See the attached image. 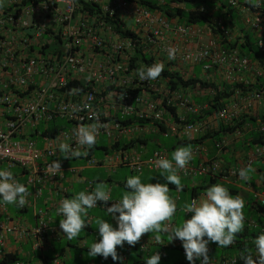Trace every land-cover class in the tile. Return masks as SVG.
<instances>
[{
    "label": "built area",
    "instance_id": "obj_1",
    "mask_svg": "<svg viewBox=\"0 0 264 264\" xmlns=\"http://www.w3.org/2000/svg\"><path fill=\"white\" fill-rule=\"evenodd\" d=\"M225 1L227 7L244 10L243 22L256 34L260 59L252 60L236 48L218 45L210 29L168 18L160 11L130 0H0V170L12 171L17 181L29 189L28 203L23 208L14 206L19 212L31 210L33 215L32 222L14 216L10 205L0 200V264H64L62 257H41L37 261H32V257L37 253L44 256L54 249L55 241L66 238L59 226L63 217L58 216L57 208L67 198L66 172H76V169L61 164L62 172L52 175L48 166L56 160L64 161L60 143L78 147L73 130L79 125L99 123L96 143L102 137L109 140L107 148L111 153L103 158L89 153L85 157L88 166H102L109 172L121 165L133 173L159 171L155 161L161 157L170 159L167 150L156 149L144 157L138 149L121 145V140L132 141L137 133L149 130V124L166 137L184 135L202 139L221 125L232 126L243 116V110L261 100V91L235 90V98L228 99L224 107L204 119L189 121L190 116H201L210 105L195 103L165 79L141 81L130 67L134 51L132 37L122 35L116 27L117 24L124 32H135L145 49H150L165 63L199 65L204 73L216 70L229 84L245 86L252 81H238L237 75L248 72L254 79L262 80L264 86V9L262 6L249 9L241 0ZM198 10L209 13L205 5ZM214 21L220 35L233 42L232 30L224 18ZM205 30L210 35L203 40ZM192 41L198 43L196 47L188 45ZM169 48L176 49L175 59H168ZM206 93L214 94L213 90ZM165 114L170 118L166 119ZM129 117L149 122L125 124L123 121ZM58 121H66L72 127L61 126L54 135L43 134ZM247 126L248 123L227 131L215 142L217 151L221 153L225 149L228 137L241 138ZM260 129L264 131V123ZM192 148L193 159L178 171L179 175L212 177L233 186L242 181L239 170L252 166L264 155V146H257L235 165L223 166L219 158L207 156L208 149L202 142H196ZM195 158L198 163H194ZM92 190V181H88L87 191ZM204 196L202 192L191 200L199 201ZM118 199H112L106 206L98 202L97 207L106 209ZM259 200L264 205V196ZM177 212L185 214L178 207ZM191 215L186 213V219ZM90 220L88 216V223ZM245 226L264 233V222L253 217H245ZM154 237H141L142 253L154 245L157 248L154 253L158 252L162 258L167 245H172L186 256L180 240L167 243L161 239L158 243ZM11 238L20 246L8 250ZM99 240L97 237L95 242ZM236 245H239L237 238L229 247ZM208 247L211 264H233L234 261L244 264L239 252L230 257H213L212 243ZM127 259L128 252L122 254L121 261ZM197 262L200 264V260Z\"/></svg>",
    "mask_w": 264,
    "mask_h": 264
},
{
    "label": "clouds",
    "instance_id": "obj_2",
    "mask_svg": "<svg viewBox=\"0 0 264 264\" xmlns=\"http://www.w3.org/2000/svg\"><path fill=\"white\" fill-rule=\"evenodd\" d=\"M195 4H197L194 6L195 10L205 5L209 13H204L211 15V21L209 23L196 25L210 29L212 34L219 41L218 45L221 44L224 46L222 39H219V35L213 32V28H217L214 19L220 17H217V15L212 12V8L208 7L205 1L197 0ZM225 5L228 6L226 2ZM259 6H262L264 9L262 4H252V7ZM213 10H216V8ZM224 22L228 26L225 20ZM228 27L230 28V26ZM230 29L232 30V28ZM249 31L252 32L251 30ZM254 36L257 39L256 35ZM175 52V48L168 49L169 60L175 59ZM160 60L162 61V59ZM165 66L169 70L178 71L175 63L168 64L162 61L153 63L150 66L141 65L136 69V74L141 81H154L162 75ZM191 67H199L201 69L199 65ZM208 74L209 72L199 77L209 83L207 79L209 78ZM194 76L195 75L187 77ZM227 84L229 83L227 82ZM179 90L189 96L195 103L204 104L194 100L188 94L189 91L192 90L191 93L195 94L201 90L203 92H208V90L212 89L210 88L204 91L203 88L196 86L194 88H188L185 91ZM207 94L209 93H206V95ZM100 127L101 125L99 123L79 125L73 130L78 147L73 148L68 143H60L59 151L61 156L68 160L80 158L82 156L87 157L89 155L87 149L90 151L97 142ZM56 133H58V130ZM56 133H53V135ZM184 137L190 138L188 136ZM194 139L195 138H191L190 140ZM194 144H192V146ZM192 146L190 144L187 146H179L171 154V159L161 157L155 161L156 166L160 169L161 175L166 181L165 183H142L140 175H131L127 178L125 184L127 190L124 191L122 196L114 201L111 206H107L105 210L107 215H111L116 220L118 226L113 227L112 224L101 217L95 219V224L100 234V240L99 242L94 241L88 247L89 257L94 258L99 255L104 259L111 257L113 261H117L121 259L117 252V246L122 248L126 242L130 247H135L144 234L154 232L156 233L154 239L158 243L161 239L165 240L167 243L177 239L180 240L189 264H196L197 260H200V264H211V257L209 256L210 249L208 247L210 243H216L218 247H229L236 242L238 234L245 228V200L242 196L238 195V191L237 195H232L221 183H216L208 187L205 190V196L199 201L192 199L191 202L183 205L182 211L185 214H192L190 219H183L178 224L171 223L177 212L178 206L175 200L169 195V185H175L177 191L183 190L184 186L182 185L178 171L185 169L193 159ZM257 146L261 145H252L251 149ZM48 171L52 175L61 173V162L59 160L53 161L52 164L48 166ZM254 171L255 169L249 165L247 168H241L238 175L240 179L247 181L250 179L249 173ZM29 195H31L29 189L24 184L17 181L12 171L8 169L0 170V198H2L4 204L23 208L28 203L27 197ZM109 201H112L111 188L105 182L96 183L92 191L81 190L73 197L63 199L57 208V214L63 217V219L59 221V226L65 234V237L68 240L77 238L81 231L89 225L87 222L89 210L97 207L98 202H102L103 205L106 206ZM254 206L256 208L264 207V205H260V202L257 204L255 202L253 207ZM261 213L263 215L264 210ZM255 220L260 223L264 222L261 218ZM163 234L168 236V241L161 238ZM252 243L254 244L255 250L253 251L252 248L245 244L243 250L239 253V258L244 261V264H264V233L258 235ZM170 246L172 245H167L162 258L158 252L154 253L157 248L150 257L146 258V253L140 251V258H145L146 264H159L160 260L167 256L166 249ZM233 264H236V261H234Z\"/></svg>",
    "mask_w": 264,
    "mask_h": 264
},
{
    "label": "crops",
    "instance_id": "obj_3",
    "mask_svg": "<svg viewBox=\"0 0 264 264\" xmlns=\"http://www.w3.org/2000/svg\"><path fill=\"white\" fill-rule=\"evenodd\" d=\"M225 2H226L225 0H210V4H212V6H208V7L212 8V12H214L215 15H217L216 12L218 11V9L221 10V13H224V20L228 23V26L232 28L233 40H235V38L240 36L241 29L248 30L245 27L244 22H243L244 10H242L239 7H237V9L232 7L231 9H233V12L230 13L228 12L229 8L224 5ZM241 3L247 5L249 9L258 8V7H252V4L254 3H259V5L262 4L264 7V0H241ZM196 5L197 4H194V6ZM207 5H209V3H207ZM214 8H216V10H213ZM204 34L205 35L201 37V39L203 40L207 39V37L210 35L209 33H207L206 30ZM240 40H242V38H240ZM197 44L198 43L196 41H192L188 45L192 47H196ZM223 45L225 46V44ZM176 68L180 73L186 76H192L195 74H198V76H201L204 74L199 67H191L189 65L176 64ZM197 69H199V71H197ZM208 76H209L208 78L209 82H212V83L214 82L216 85L219 83H227V81L223 78V75L217 72L216 70L211 71V73L209 72ZM237 76H239L238 81H244L245 83L251 82L254 80V77L252 76V74L248 72L238 74ZM191 92L192 90H190L188 94L194 100L201 99L205 97L206 95L205 94L206 92H203L202 90L195 94ZM243 115H245L246 117L252 118V120L255 119L256 121H259L261 120V118H264V92H263L261 100L256 101L252 105V107L249 108L248 110H243ZM165 118L169 119L170 117L168 114H165ZM61 126L68 128L66 127L67 124L65 123L63 124L60 121H58L56 123V127H61ZM50 127L51 125L49 126V129ZM148 127H149V130H146L142 132L141 134L137 133L136 138L134 137L132 141H130L128 138H124L121 140L120 144L126 145L127 147L130 146L135 149H138L140 152L143 153L144 157L149 156L154 150L157 149L153 146L149 147L150 143L151 145L158 144L159 146H161V143H159L157 140L152 138L153 135L158 136L162 133L156 131L152 124H149ZM244 131L245 132L243 136L239 139L228 137L225 149L221 153L217 152L219 154L217 155V158H219L223 166L235 165L251 149L252 146L249 145L250 143L248 140H249V135L251 134V131L253 132V130H252V126L250 123L248 124V126L246 127ZM223 135L224 134H222V136ZM168 137H174L175 139V142L172 145L164 149V150H167L170 159H171V154L175 151L177 147L189 145V143H185L184 141L191 139V138H186L184 136H177V135H172ZM37 140L39 141V138H37ZM215 142L216 140L212 137H205L203 139L202 143L203 145L207 147L208 149L207 156L209 157H213L214 155H216ZM39 144H41V141H39ZM190 145L192 146V144ZM91 149L89 153L98 158H103L106 153H111V150L107 148V144L102 142L101 139ZM62 159L65 160L63 157ZM193 161L194 163H198L199 160L198 158H195ZM62 162H64V165L68 167H73L76 169V172H69V171L66 172L67 179L64 182V186L67 188L68 194L70 196H72V193L76 189V185L81 186L83 190L86 191L85 190L86 181H92L93 188L95 187V183H99V182L107 183L111 188V198L112 199L120 198L122 196L119 193L120 188H125L127 178L131 176V174H135L131 171L130 168L124 165L117 167L116 170L113 172H109L105 167H102V166H96V167L88 166L86 162V158L83 156L80 158H73L69 160L68 163L66 161H62ZM252 168L255 169V171L249 173L250 179L247 181L242 180L241 182H238L237 184H235V187L237 188L238 195L244 198L247 207H250L252 208V210H255L256 207L255 206L253 207V205H255L254 201L256 199H259L261 196H264V155L257 158L254 161ZM87 169H90V170L86 171ZM104 173L107 174L106 177L103 176ZM90 175H92L93 178H90L89 177ZM195 178H199V179L196 180ZM202 178L203 177L190 178L192 179L191 183L188 187L183 185L185 187L184 190H190L193 186L198 187ZM141 182L144 183L145 181L141 180ZM170 197H172V195H170ZM172 198L175 200L177 206L180 207L179 206L180 197H177V198L172 197ZM39 204L43 206L42 202H39ZM10 209L14 216L16 215L17 217L28 220L30 222L33 221V215H32L31 210H25V211L19 212L17 211L16 207L13 205H10ZM105 210L106 209L102 206L91 209L90 211H92L91 212L92 215H89L90 213L88 214V216L91 217V220L88 223L89 225L83 231H81V233L79 234L77 238L73 240H68L67 238H63L61 241L54 243L56 249L55 250L53 249V250L55 251L56 254L62 253L64 264H81V263L93 262V261L97 263H101V264H115V261H113L111 257H109L108 259H104L102 256H99V255L94 258L88 256V251H89L88 247L90 246L91 243L96 241L97 237L100 238L99 230L97 228V225L95 224V219L97 217H101L107 221L111 220V223L114 227L118 226L116 220L111 215H107ZM245 217H253V215L251 216L245 215ZM183 219H186L185 214L183 213L178 214L177 212L173 218L174 224L180 223ZM261 220L262 221L264 220V214L262 215ZM87 222H88V217H87ZM154 235H156V233L154 232L146 233L142 237H145V236L151 237ZM161 238H164L168 241V236L166 234H163ZM19 246L20 244L14 238H11L7 245V249L13 250L16 247L18 248ZM26 248H28L27 245H26ZM155 249L156 247L152 245L148 253L145 254V258L148 256H151ZM171 249L173 250L176 249L177 251L179 250L178 247L170 246L166 249L167 256L169 252L171 251ZM51 251L52 250H50V252ZM117 252L121 258H122V254L128 252L129 261L132 258H137V254H139L140 252L139 242L136 244L135 247H130L128 244H124V247L122 248L120 246H117ZM42 264H51V263L47 262V263H42Z\"/></svg>",
    "mask_w": 264,
    "mask_h": 264
},
{
    "label": "trees",
    "instance_id": "obj_4",
    "mask_svg": "<svg viewBox=\"0 0 264 264\" xmlns=\"http://www.w3.org/2000/svg\"><path fill=\"white\" fill-rule=\"evenodd\" d=\"M134 1L138 4H140L143 7H146L150 10H156L160 11L164 15H166L169 18H177L179 21L183 23H190V24H206L211 21V15H207L204 12L198 11L194 9V4L197 0H163V3H158L155 0H130ZM206 3H209L208 6H212L210 4V0H203ZM183 4V5H182ZM225 5V4H224ZM223 5V6H224ZM226 6V5H225ZM228 12H233V9L229 7ZM217 17L224 18V13H221V10L218 9L216 12ZM117 30L119 33L125 36L132 37L133 45H134V51L132 53V56L130 58V67L136 72V69H138L141 65H151L153 63L162 62L159 58L155 56L150 49H145V44H143L141 38L139 36L131 31L126 30L124 32L121 30L120 25H117ZM213 32L217 35H219L222 39V43L225 44L226 48H237L242 54L249 56L252 60L260 59L261 54L259 52V49L257 47L256 38L254 34L248 30L241 29L240 36L235 38V41L233 43H230L227 41L224 37L220 35V30L218 28H213ZM242 38V40H240ZM158 79H165L169 82V84L176 89H181L183 91L187 90L188 88H194V87H200L203 88L204 91L207 89H212L214 94L209 95L207 94L205 97L201 99H195L197 102L202 103H208L210 106L203 112V114L200 116H190L189 121L194 122L198 121L200 119H204V117H207L208 115L212 114L217 108L224 107L227 103L228 99L235 98V90H242V92H248V91H261L264 92V86L262 83V80L255 78L249 86H245L242 83H219L215 84L214 82H206L202 80L198 74H195L194 77H187L178 71L169 70L166 66L164 67V71L162 75ZM254 119V118H253ZM125 124H135V123H148L149 121L145 120H137L134 117H129L126 120L123 121ZM251 124L252 130L251 134L249 135V143L250 145H261L264 146V131L260 129V126L264 123V118H261V120L256 121L255 119L252 120V118L246 117L245 115L242 116L239 120H237L232 126H225L221 125L219 129L215 130L212 133H207L206 137H212L216 141L220 140L222 138V134H225L227 131H233L236 127L243 126L245 124ZM162 129V127H160ZM58 128L56 127V123H52L50 129H47L46 131H43V134H50L53 135V133H56ZM185 143L194 144L196 142H203L202 139H194V140H185ZM116 145V144H115ZM216 149V148H215ZM92 150V149H91ZM216 149V155H214L211 158H217ZM68 161L69 160H64ZM61 164H64V162H61ZM221 183L224 187H226L232 195H237V188L234 187L231 184H228L227 182L217 180L212 177H203L200 181V184L197 186H193L190 189V196L194 197L199 193L204 192L205 190L212 186L213 184ZM172 188H176L175 185H169ZM185 189V187L183 188ZM2 200V198H0ZM256 212L258 214V219L262 217V213L264 210V207H257ZM263 233L259 229H252L249 230L247 228H244V230L238 234L237 240L239 242V245L232 246V247H218L217 244L212 243V252L211 256L213 257H230L232 254L240 253V251L243 250L245 244H247L250 248L254 249V244L252 243L253 240ZM246 239V240H242ZM246 241V242H245ZM58 242V241H55ZM54 242V243H55ZM54 250L56 249L55 244ZM52 250L51 252H46L44 256L42 254H35L32 257V261H37V259L44 257L46 259L54 258V257H62V253L56 254L55 251ZM183 258L180 260H176L172 264H189V261L186 259V256L182 255ZM115 264H146L145 258H140V252L137 254V258H132L129 261V257L127 261H121L117 260L115 261ZM196 264H199L196 261Z\"/></svg>",
    "mask_w": 264,
    "mask_h": 264
},
{
    "label": "rangeland",
    "instance_id": "obj_5",
    "mask_svg": "<svg viewBox=\"0 0 264 264\" xmlns=\"http://www.w3.org/2000/svg\"><path fill=\"white\" fill-rule=\"evenodd\" d=\"M197 71H199V69H197ZM61 123H65V124H67V126L66 127H68V128H71L72 126H71V124L70 123H67L66 121H60ZM152 138H154L155 140H157L159 143H161V146H159L158 144H153V145H151V143L149 144V147H155V148H157L158 150H162V149H166V147H168V146H170V145H172L174 142H175V139H174V137H166V136H164L163 134H160V135H156V136H154L153 135V137ZM101 140H102V142H104V143H106L107 145H109V140H107V138H104V137H102L101 138ZM84 163V162H83ZM75 165V164H74ZM90 169H87L86 171H89ZM85 171V172H86ZM91 172H93V171H91ZM136 175H140L141 176V180L142 181H145L144 183H157V182H159V183H165L166 181L164 180V177L161 175V171L159 170V171H144V172H142V173H135ZM135 174H131V175H135ZM103 176L104 177H106L107 176V174H103ZM180 177H181V182H182V185H185V186H189L190 185V183H191V180L192 179H190L189 177H184V176H181V175H179ZM90 178H93V176L92 175H90L89 176ZM196 180H198L199 178H195ZM97 182V181H96ZM87 183H88V181H86V186H85V190L87 191ZM96 184V183H95ZM169 188H170V192H169V195H172V197H174V198H177V197H180V201H179V208L180 209H182L183 208V205L185 204V203H188V202H190V200H191V196H190V190H182V191H177L176 190V188H172V187H170L169 186ZM81 190H83V188L81 187V186H79V185H76V189L74 190V192L72 193V196H70L69 194H68V196H67V198H71V197H73L76 193H78L79 191H81ZM127 189L126 188H120V190H119V193L122 195V193L124 192V191H126ZM254 202H256V204L258 203V202H260V200H258V199H256ZM14 206V205H13ZM12 209V208H11ZM11 209H10V211H11ZM91 210V209H90ZM89 210V215H92L91 214V212L92 211H90ZM12 212V211H11ZM32 212V211H31ZM28 213H30V212H28ZM180 213H182V212H178V214H180ZM244 215H246V216H251V215H253V217H255V219H258V214H257V212H256V210H252V208H250V207H247V205H246V203H245V208H244ZM57 215H55V217H56ZM109 217V216H108ZM108 222L110 223V224H112L111 223V220H108ZM113 226V225H112ZM114 227V226H113ZM172 252V253H171ZM170 254V255H169ZM169 254H168V256L167 257H165V258H163V259H161L160 260V262H159V264H172L173 262H175L176 260H180V259H182L183 258V256H182V254H181V252H180V250H176V249H171V251L169 252ZM172 255V256H171ZM148 257H150V256H148Z\"/></svg>",
    "mask_w": 264,
    "mask_h": 264
}]
</instances>
